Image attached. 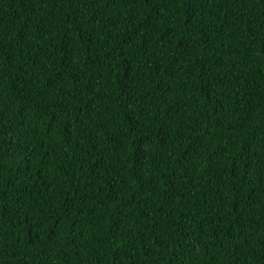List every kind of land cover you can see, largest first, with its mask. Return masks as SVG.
Listing matches in <instances>:
<instances>
[{"label":"trees","instance_id":"16d2710c","mask_svg":"<svg viewBox=\"0 0 264 264\" xmlns=\"http://www.w3.org/2000/svg\"><path fill=\"white\" fill-rule=\"evenodd\" d=\"M0 264H264V0H0Z\"/></svg>","mask_w":264,"mask_h":264}]
</instances>
